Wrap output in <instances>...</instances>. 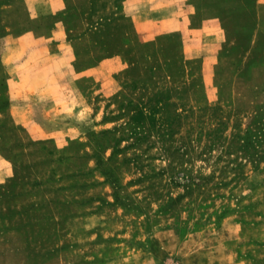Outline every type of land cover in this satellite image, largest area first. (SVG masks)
<instances>
[{"label":"rangeland","instance_id":"obj_1","mask_svg":"<svg viewBox=\"0 0 264 264\" xmlns=\"http://www.w3.org/2000/svg\"><path fill=\"white\" fill-rule=\"evenodd\" d=\"M0 264H264V0H0Z\"/></svg>","mask_w":264,"mask_h":264}]
</instances>
